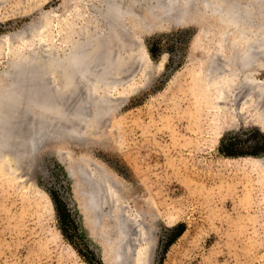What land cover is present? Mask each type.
<instances>
[{
	"label": "rangeland",
	"instance_id": "1",
	"mask_svg": "<svg viewBox=\"0 0 264 264\" xmlns=\"http://www.w3.org/2000/svg\"><path fill=\"white\" fill-rule=\"evenodd\" d=\"M141 1L144 6H135V11L127 13L125 27L121 29L112 25L114 10L111 12L99 0H79L78 4L77 0H0V86L14 50L28 53L33 48H42L51 54L52 45L61 56L69 45L67 40L79 35L77 31L86 32L99 24L103 28L98 26L90 36L96 32L101 35L96 33L93 41L90 39L92 43L86 53L91 55L98 50L96 53L106 56L105 59L112 58V53L114 57L108 58V66L96 63V70L107 67L112 70L117 66L122 70L120 75H112L117 79L134 72L129 77L131 80L113 86L112 90L109 86L100 90L95 83L91 87L90 80H83L77 85L79 90L76 88L73 94L71 91L61 99L65 102L63 108L70 107L68 113L64 109V115L62 110L48 111L45 103L40 109L31 101H24L28 108L32 105L28 109L23 101L13 104L18 101L16 97L5 101L9 111L15 113L12 116L5 107L2 114L0 111V121L8 122L9 126L4 123V127L10 128L4 138L13 137L19 129L31 127L36 132L41 120L46 122L53 113L58 117L62 114L63 120L60 117L55 120L60 119L64 124L59 130L49 125L41 145L32 155L22 157L23 149L26 150L30 142L24 138L26 135L22 139L23 134L19 132V138L8 136V145H0L1 155L6 156H0V264H103L96 253L109 256L108 248L91 225V216L80 205L83 202L80 178L74 171V161L82 162L86 172L92 175L98 174L93 164L100 165L117 182H113L115 186L109 192L114 196L112 203L130 212L127 216H132L130 220L136 212L143 215L139 217L142 219L140 228L123 219L130 233L128 241L136 249L130 264H264V174L252 165L256 157H264V132L260 127L264 124V103L257 104L259 108L250 112L251 117L241 116L239 110L237 122L232 125L231 116L226 121L227 118L212 108L211 99L198 94V83L208 80L200 70L202 59L211 52L221 57L222 53L235 48L232 47L233 34L225 37V31L221 33L226 26L229 29L234 24L229 19L224 22L218 12H210L201 0H190L187 5L182 0L174 4ZM235 1L250 0H229L228 10ZM209 2L225 4L223 0ZM247 8L254 9L253 15L257 10L264 12V4L257 2ZM164 12L166 15H162ZM110 19L113 22H109ZM216 21L222 25L220 31L214 26ZM106 23H110V27ZM90 25L92 27L87 29ZM211 31L214 35L209 36ZM9 34L11 39L6 41ZM27 36H35L29 46L21 40ZM134 41L142 48L141 54L132 50L136 47L132 44ZM109 49L112 52H107ZM74 63V60L69 62V66ZM253 67L255 80L263 81L264 59ZM58 76V72L56 76L45 75L44 80H60ZM63 77L65 81L69 79L64 73ZM31 82L33 80H22L18 84L30 86ZM36 84L38 86L32 88L39 91H35V95L32 89L31 95L43 96L46 92L55 96L54 86ZM98 89V95L105 92L107 97L104 105L114 107L98 118L95 116L100 119L96 123L91 119L89 101ZM86 98L89 101L84 102L87 104L84 106L86 118L82 117L86 119L84 123L71 111ZM17 114L24 122L16 119ZM53 115L51 117H55ZM73 118L74 122L84 123L85 129L76 133L70 130ZM91 121L96 123L93 129ZM67 193H70V201H67ZM124 200L127 207L122 206ZM110 207L104 206L102 212L106 213ZM104 219L101 216L104 225L101 227L113 237V220L109 216L108 226Z\"/></svg>",
	"mask_w": 264,
	"mask_h": 264
},
{
	"label": "bare ground",
	"instance_id": "2",
	"mask_svg": "<svg viewBox=\"0 0 264 264\" xmlns=\"http://www.w3.org/2000/svg\"><path fill=\"white\" fill-rule=\"evenodd\" d=\"M78 1L79 0H77V4H78ZM99 1H102L103 3H105L106 4L105 7L108 10H111V12H113V10H114V12L111 14V18L115 19L114 24H112V25H114L117 28L118 27L119 28L121 27V29H123L125 27L126 16L128 14H130L132 11H135L134 10L135 9V6H139V5L140 6H142V5L144 6V4L141 5V3H142L141 0H99ZM163 1L164 0H154V2H156V4L162 3ZM188 1L189 0H182L183 4H185V5L188 4ZM201 1L203 2V5H206L207 8H209V11L210 12L214 11V12H218L220 14V16L222 15L221 17H222V19H223L224 22L227 19H229L230 22L232 24H234L232 26V28H229V29L226 26L221 31V33H223V31H225L224 32L225 37H226V35L227 36L228 35L231 36L233 34L232 37H233V40L234 41L232 40V42H234V45L232 47L235 46V48L232 49V50L230 48V51H227L226 54L222 53L223 55H221V57H217V54H215L214 52H211V54L209 55V57L206 55V57H204L202 59L203 62L200 65V67H201L200 70L202 69L201 71L203 72V74H205L208 77V80H201L198 83L199 84V86H198V92L199 93L198 94H200V95L202 94L204 97L211 99V101H212V108L215 111H217L218 115H220L221 117L224 116L225 119L227 118L226 121H228L229 120V117L231 116L230 117V119H231L230 122H231L232 125H235L236 122H237V117H238L237 112H239V110H240L239 113H240L241 116L245 117V116L249 115L251 117L250 112L254 108H256L258 106L257 104L259 103L261 105L262 103H264V80L263 81L262 80L261 81L260 80H255V78L253 76L254 70H255V68L253 67L254 64H256V63H258V62H260L261 60L264 59V55H263L264 54V49L262 48V47H264V12H263L262 9L259 10V11L257 10V12L255 13V15H253V10L254 9L247 8V7H252L253 6V2H257V3H260V4H264V0H250V1H245V2L235 1V3H233L234 5H232L231 10H228L227 9V5H226L227 3L229 4V0H223L225 2V4H221L220 2H217V3H220L219 5L218 4L214 5V4L210 3L209 2L210 0H201ZM148 2H147V4H148ZM170 3L172 4V2H170ZM89 4H91V3L89 2ZM162 4H164V3H162ZM173 4H174V1H173ZM165 5H167V3ZM91 6H92V4H91ZM151 6L153 7V5H151ZM160 6H162V5H160ZM173 6H175V5H173ZM107 9H106V11H107ZM115 13H117V15ZM165 13L166 12H164L162 15H166ZM137 14H139V13H137ZM137 14H135V16ZM94 15L96 16L97 14H94ZM105 15H107V14H105ZM98 19H99V17H98ZM261 19H263L262 20L263 22H261ZM111 20L112 19H110L109 22H113ZM138 22H140V21H138ZM216 23H217V21L214 23L215 24L214 26L216 27V29L219 28V31H220L222 29V27H221L222 25L219 24V23H217V24ZM109 24L106 23L107 26ZM48 26H49V24H48ZM95 26H93V27H95ZM98 26L101 27L100 24ZM98 26H96L95 28H93L90 25L89 27H86V28L87 29L90 28V27H92V28H90L89 31L86 30V32H85L84 29H83L82 32L77 31L76 34L78 33L79 35H77L76 37L77 38L79 36H81V37L79 39H77V38L74 39V37H73V40H69V41L67 40V42H68L69 45L65 49L64 54L61 55V56H58L57 52L55 53V48L52 45L51 46L49 45L50 48L53 51V53L50 52L51 54H49L48 52H46L42 48H36V49H38L37 52H36V50H34V48L32 49L33 52H35L37 54L40 53V54H42V56H44L46 59H48L49 60L48 63L54 61L53 62V65H48L47 64V67L46 66L40 67V63H39L38 66L41 68L40 71H42V73H44V74L47 73L46 76H48V75H54V76H56L57 75V72H58V75H59L58 78H60V80H55V79L53 80V78H52V80L50 79V80L45 81L44 80V77H43V79L35 81V80L32 79L33 73H29V74L25 75L24 73L27 72L28 70H25L24 71L23 69L21 70L20 68H19V70L18 69L17 70L15 69L13 71V73H16L17 74L16 76H14L12 73L10 74V72H9L10 65L14 61H16V60H21V59H19V56L20 55L29 54L31 52L29 49H28L29 50L28 53L27 52L25 53L24 51L14 50L13 51V54H12V58L9 59V61H8L9 62L8 69H6L5 71H3V73H4L3 75H4V78L5 79H4L3 85L0 86V111H1V114H2V111H4L3 110L4 107L7 108V106L5 104V101L7 102V100L12 96V97H16L18 99V101L17 100L13 101L14 100L13 99L12 100L13 101V104H15L16 102H19L18 103V105H19V104H21L20 102H22V101L23 102L24 101H26V102L27 101H31L32 102V105L35 106V108L37 107V108L43 109V107H41V106H43V104L45 103L46 104L45 108L46 109H49L48 111H51L50 109H52V110L53 109H55V110H62V114L64 115V113H65L64 112V109L65 110L67 109L66 110V112H67L70 107L67 108L66 106H64V108H63L62 106H63V103H65V102L63 101V103H62L61 101L66 98V94H69V92L72 91L71 93L73 94V90H76L77 85L79 83L83 82V80H90L92 82V83L90 82L91 83V87H94V84L93 83H95V87L99 88L100 90L101 89H105V88L107 89L108 86L112 90V87L113 86H117L119 84H123L125 81H128L129 77L131 75H134L133 74L134 72L131 75H129V76H124V75L122 76L121 75V77H119V79H117V76L120 75L121 72H122L121 68H117V66H116V68H113L112 70H110V69L107 70L108 67L105 68V69L103 68L102 70H96V63H97V66L99 64H101V63L104 64L105 66H108L109 59L111 60L114 57V54L113 53H112V58L107 57L106 59L104 58L106 56L103 57L101 55H98V53H96V51H98V50H96L95 53L91 52V53H93L91 55H88L86 53L87 47H90L91 46V43H92L91 40L94 39V35L96 36V33H98V32H96L92 36L93 38L90 35H91V33L93 31H96L98 29ZM108 27H110V25ZM101 28H103V26ZM125 30H126V28L124 29V31ZM32 31L34 32L35 30H32ZM204 31L206 33H208L206 29ZM100 32H101V30H100ZM111 32H113V31H111ZM87 34H89V36H90L89 38L86 37ZM98 34H100V33H98ZM127 34L130 35L129 32H127ZM123 35H126V34H123ZM212 35H214V32L213 31H211V34L209 36H212ZM35 36L36 37L37 36L40 37V34L39 35H36L35 34ZM35 36L32 37V38H31V36L30 37L27 36L26 38H23L21 40H24L26 42L25 44H27V46H29V45L33 44L32 43V40H33V38H35ZM122 37H124V36H122ZM129 37H131V36H129ZM5 39H6V41H10L11 37H6ZM95 39L97 40V38H95ZM130 39H132V38H130ZM102 41H104V40H102ZM122 41H123V39H122ZM135 43L136 42L134 41L132 44H134L136 46L135 47L136 50L135 49H132V50H134L135 52H138V54H141L142 48L139 47L140 46L139 44L136 45ZM123 44H125V43L122 42L121 45H123ZM128 44H130V43H128ZM222 45H223V43H222ZM99 46H101V45L99 44ZM104 47L107 49L108 46L107 47L104 46ZM110 47H112V46H110ZM121 47L122 46H120V49H121ZM125 47L123 45V48H125ZM132 48H133V46H132ZM140 48H141V50H140ZM110 49L112 50V48H110ZM120 49L118 51L119 53L121 51ZM41 50H42V52L45 51V53H42ZM111 50L110 51H107V52H112ZM102 51L104 52V50H102ZM99 52H100V50H99ZM120 54H122V52ZM107 55H108V53H107ZM87 56H89V57H87ZM120 57H122V55ZM136 57H138V56H136ZM115 59H116V56H115ZM117 59H118V57H117ZM73 60L75 61L74 66L73 65L72 66H69V62L71 64V61H73ZM113 61L115 62L116 60H113ZM38 66L36 68H38ZM102 67H104V66H102ZM111 67H112V65H111ZM140 71L141 70H139V72ZM63 73H64L65 76H67V79L69 78L68 80L65 81L63 79L64 78L63 77ZM90 74H93L92 75L93 77L91 76V78H90ZM112 75H117V76L113 77ZM202 76H204V75H202ZM22 80H26V81L27 80H33V82L30 83V86H24L22 84H18V83H21ZM111 80H117L118 83L116 84V82H113ZM129 80H131V79H129ZM87 82L88 81H86V83ZM36 83H39L42 86H45V85L46 86H54L56 88V89H53V90H55L54 91L55 96L54 95L53 96L52 95H46V92H44L45 94L43 96H39L38 94H37L38 96L31 95L32 93L30 94V92L33 89L32 86L33 87L36 86V85L38 86V84H36ZM96 83H98V84H96ZM25 84H26V82H25ZM97 88L95 90H97ZM50 89H48V90H50ZM99 89L97 91V94H94V97H93V95H91L90 98L92 100L89 101L88 100L89 98H86L82 102L80 101L77 104V106L75 108H73L75 110H72L71 111V114L72 113L73 114H76L75 117L76 116L81 117V118L82 117H85L86 115H84V111H85V109H84L85 107L84 106H86L87 104H84V102L87 103L89 101V103H92V106L89 107V108L92 109V111H91L92 112V117L94 118L93 119L91 117V119L95 120V122L97 123L96 117L98 118V116H101L105 112L107 113L109 109H112L114 107V105L113 106L111 105L112 107L111 106H108L107 107V106L104 105L103 101H105L104 98L106 97V95H105V92L104 93L102 92L103 94L100 93L101 95H98ZM111 90H109V91H111ZM35 91L36 90H34V94H35ZM38 91H39V89H38ZM38 91H36V92H38ZM91 91H94L93 88H92ZM40 92H41V90H40ZM85 92H84V94H85ZM79 93H81V92H79ZM88 93H89V91H88ZM89 95H90V93H89ZM83 97H81V99ZM106 99H107V97H106ZM108 102H111V100L108 99ZM117 102H118V100H117ZM8 103H9V101H8ZM13 104L11 106H14ZM68 104H70V106L72 107V103H69L68 102ZM118 104H120V103H118ZM32 105H30V107ZM25 106H26V108H28V105H26V103H25ZM25 106L23 105L24 109H25ZM17 107H20V106H17ZM258 108H259V106L257 107V109ZM32 109H30V110H32ZM8 111H9V109L6 112H8ZM43 112H45V111H43ZM56 112L59 113V111H56ZM12 113L10 112L11 115H12ZM7 114L9 115V113H6V115ZM18 114L15 115V117L16 116L18 117ZM30 114H31V112H30ZM33 114H35V113H33ZM51 114L52 113H50V115ZM62 114L59 116L61 119L63 118V115ZM12 116H14V115H12ZM34 116H36V115H34ZM40 116H43V115L40 114ZM51 116H50V118H51ZM53 116H55L54 118H59L58 115H56V113ZM17 117H16V119H18L19 121L24 122L23 120H20ZM46 117H48V116L46 115ZM66 117H69V115L66 116ZM43 118H45V117L43 116ZM43 118H41V119H43ZM85 118H82L83 122H84V120H86ZM99 118H101V117H99ZM260 118H261V116H260ZM8 120H10V119H8ZM34 120H35V118H34ZM73 120H75V119L73 118L71 121H73ZM82 120H81V122H82ZM11 121L12 120H10V122ZM54 121H56V120L54 119ZM54 121L52 120V121H50V123H47L44 120H42L40 122L41 126L39 128H37V131L36 132H34L33 130H31L30 129L31 127L29 129H26V130L19 129L18 132L21 133V134H23L22 139H23L24 135H26L25 137H27V139L30 141V143H33V140L35 138H40V140H41V138H43V136H45V134L49 130V125L50 126L51 125L52 126L55 125L58 130L61 128V126L59 125V123H56ZM66 122L67 121H65V123ZM93 122L91 121V125H92V126H90L91 129H93L94 127H96V125H93ZM4 123H7L5 125H8V122H6V121H4V122L0 121V139H1L0 142H1V144H7L9 142L8 141V136L9 135L6 136V138H4L5 137L4 136L5 134H3V128L6 130V128L8 129L9 127L6 126V128H5L4 127L5 126ZM78 123H77L78 124V127L77 128L75 126V124H76L75 122L73 124H71V127H72L71 129H72V131H75V133H76V131L79 132L80 130H84L85 129V127H84V123L85 122L82 123V125L80 124V122H78ZM96 123H94V124H96ZM88 124H90V123H87V125ZM10 125H12V124H10ZM68 125H67V127H68ZM14 126H17V125H14ZM26 126H28V125H26ZM35 126H33V128ZM55 126H54V128H55ZM260 127H261L262 131L264 132V124H261ZM74 128H76L77 130L76 129L74 130ZM9 130H10V128L8 129L7 132H9ZM18 132H17V134H18ZM92 133H94V132H92ZM17 134H15L14 136H18V138H19V134L18 135ZM11 135H13V134H11ZM9 137H12V136H9ZM18 138H17L18 142L21 141L20 140L21 138L20 139H18ZM14 141H16V139L13 140V142ZM18 142H17V144H15L16 146L19 145ZM10 143H11L10 145H12V140H11ZM15 145H13V146H15ZM1 147L2 146H0V156H2L1 155ZM5 149H8V148H5ZM35 149L36 148H34V146H33V149H31L30 153L32 154V152ZM11 151H12L11 153H13V149ZM16 151H18V152L21 153V150H19V149L18 150L15 149V152ZM23 151H26V150L23 149ZM3 153L5 154V152H2V154ZM20 153H19V156H20ZM33 154H35V153H33ZM8 155L9 154H7V156ZM14 155H16L15 157H18V154L17 153H15ZM11 156H13V154ZM5 157H3V158H5ZM8 157H10V155ZM22 157H24V156H22ZM10 158H12V157H10ZM13 159L15 160V158H13ZM27 159H29V157ZM9 161H12V159H9ZM88 161H89V159H88ZM91 164H93V163H91ZM15 165H16V162H15ZM93 165L96 166V170H98V172H97L98 174L97 175H95V173L93 171H91V172L94 173L93 175L87 173L86 171H88V170L85 169L84 164L82 162H80V161H74V164H73L74 171L78 174V176L80 178V181H79L80 182V193H81V196H82L81 198H82V201H83L80 205H82L83 208H84V210H86L87 214H89L91 216V220H92L91 221L92 222L91 225L97 230L96 231V235L99 238H101V242L104 243L105 247L108 248V252L107 253H108L109 256H107V257H109V258L104 257V256L100 255L99 253H96L97 256L101 258L103 264H121L122 258L119 256L120 251H119L118 246H119V244H120V242L122 240H123V242L124 241H127V240H130V239H128L130 233L125 228L126 226H124V222H123L124 216H125V219H127L128 222H132L133 224H136L134 227L137 226L138 228H140V226H142V224H141L142 223V221H141L142 219L139 218V217H141L142 214H138L137 212L136 213L134 212L135 213L134 214V218L132 220H130L132 218V216L127 217L130 212L129 213L124 212V208H123V210H121L122 207L120 208L119 207L120 206L119 204L114 205V203H112L113 202V199L112 198H114V196H112V194H110L109 192H110V188H112L113 186H115L114 184L117 183V182L114 180L115 183H113L114 182L113 181V178L108 173H106L105 169H103L100 165H96V164H93ZM252 165L254 167H256L257 169H259L260 172H262L264 174V157H256L253 160ZM86 168H87V166H86ZM14 169L17 170L16 167ZM110 199H112V200H110ZM125 201L126 200L123 201L122 206L123 205L126 206V202ZM110 204L111 205L113 204V206L110 207L111 206ZM104 206L110 207V209L109 208L106 209L107 210L106 213L105 212L104 213L102 212L104 210ZM108 210L111 211L110 214H109V211ZM129 211H131V210H129ZM101 216H102L103 219L105 218L104 219L105 223L108 221L107 219L109 218V216H111V218L113 220V223H111L112 224V229L114 230L113 234H115L113 237H111L109 235V231L108 230H106V229H104V228L101 227V226H104L103 225V221L101 223V220H100L101 219ZM142 217H143V215H142ZM112 220H111V222H112ZM106 224L107 225L109 224L108 226H110V223H106ZM99 226H100V229H99ZM116 239H118L117 241H119V244L117 243V245L114 244V242H115ZM139 240H140V238H139ZM111 242H112V244H109ZM113 245H115V246H113ZM132 247L134 248L133 245H132Z\"/></svg>",
	"mask_w": 264,
	"mask_h": 264
},
{
	"label": "water",
	"instance_id": "3",
	"mask_svg": "<svg viewBox=\"0 0 264 264\" xmlns=\"http://www.w3.org/2000/svg\"><path fill=\"white\" fill-rule=\"evenodd\" d=\"M173 2V1H175V0H164V2ZM189 2H191L190 0L188 1V3ZM25 32H27V33H29V32H31V30L29 31V30H26ZM8 37H11L10 36V34H9V36ZM34 50H36V52H37V50L38 49H34ZM38 55V56H37ZM19 59H21V60H16V61H14L11 65H10V70H9V72H10V74L12 73L14 76H16L17 74L16 73H13V71L16 69H18L19 70V68L22 70H28L27 72H25L24 74L25 75H27V74H29V73H33V76H32V79L33 80H35V81H37V80H41V79H43V77H45V75L47 74V73H42V71H40L41 70V68L40 67H43V66H46L47 67V64L48 65H53V62L54 61H52V62H50V63H48L49 62V60L48 59H46L44 56H42V54H37V53H35V52H33V50H31V52L29 53V54H23V55H20L19 56ZM25 61V62H24ZM39 63H40V67L38 66L39 65ZM38 66V68H36ZM39 69V70H38ZM8 72V73H9ZM23 73V72H22ZM46 118V117H45ZM93 118V117H92ZM51 120H49V118H48V120H46V122L47 121H54V117H51L50 118ZM97 119V118H96ZM62 120V119H61ZM60 119H56V121H57V123H61V127L63 126V123H62V121H61ZM42 121V120H41ZM97 122H100V119H97ZM73 123H74V121H73ZM72 123V124H73ZM75 126H76V128L78 127V122L77 121H75ZM78 123V124H77ZM93 125H95V124H93ZM73 126V125H72ZM72 128V127H71ZM76 128H74V130L76 129ZM68 129H70V128H68ZM2 130V129H1ZM70 130H72V129H70ZM77 130V129H76ZM2 132V131H1ZM3 133L5 134V135H7V130H3ZM45 136H43V138H44ZM25 138H27V137H25ZM43 138H41V140H40V138H33L34 140H33V143H29V145H28V147H27V149H26V151L25 152H23L22 153V155L24 156V155H32L35 151H36V149L32 152V154L30 153V151H31V149H33V146H34V148H37L38 146H40L41 145V143H42V139ZM0 141H1V139H0ZM30 142V141H29ZM0 144H1V142H0ZM33 144V145H32ZM63 152V151H62ZM60 153V152H59ZM79 157V156H78ZM75 158H77L76 156H75ZM18 160H20V157L18 158ZM63 177L65 178V174H63ZM68 194V198H67V201H70L71 200V197H70V193H67ZM71 204H69L68 203V207L70 208L71 206H70ZM70 211L72 212V210H71V208H70ZM110 210H109V214H110ZM125 218V217H124ZM78 223V222H77ZM114 231V230H113ZM77 233L78 234H80V225L78 224V228H77ZM115 235V234H114ZM116 238V237H115ZM112 239V238H111ZM118 239H116L115 240V242H114V244L115 245H117V243L119 244V241H117ZM112 241V240H111ZM74 244V243H73ZM109 244H112V242L111 243H109ZM115 245H113V246H115ZM118 248H119V251H120V254H119V256L122 258V262H121V264H130V262H131V259L133 258V257H135L136 256V251H135V249L132 247V245L130 244V241H124L123 242V240L120 242V244H119V246H118ZM97 255V254H96Z\"/></svg>",
	"mask_w": 264,
	"mask_h": 264
}]
</instances>
